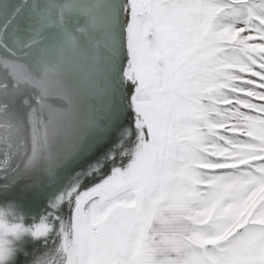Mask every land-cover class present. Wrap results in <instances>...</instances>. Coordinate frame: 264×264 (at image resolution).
I'll return each instance as SVG.
<instances>
[{
    "label": "snow or ice",
    "instance_id": "obj_1",
    "mask_svg": "<svg viewBox=\"0 0 264 264\" xmlns=\"http://www.w3.org/2000/svg\"><path fill=\"white\" fill-rule=\"evenodd\" d=\"M33 173L0 264H264V0H0V194Z\"/></svg>",
    "mask_w": 264,
    "mask_h": 264
},
{
    "label": "bare ground",
    "instance_id": "obj_2",
    "mask_svg": "<svg viewBox=\"0 0 264 264\" xmlns=\"http://www.w3.org/2000/svg\"><path fill=\"white\" fill-rule=\"evenodd\" d=\"M31 181L32 180L28 181L30 184L29 187H34V188L39 187L42 189L43 188L46 189L44 187L42 177H40V180L38 182L36 181V178L34 181L32 182ZM25 184H27V182ZM25 188L26 187L23 186L22 189H25ZM42 201L43 200L40 199L39 195L36 197L27 196V201L25 202V204H22L20 202H14V200H10L7 204L2 206L3 209H5L4 218L8 220L9 222H12L14 217L15 218L17 217L16 218L17 220L22 218V223L24 224V226L30 227L33 224H36V221H38V219H41L43 216L46 215L45 213L43 214V216L38 217V214H37L36 206L39 204V202H42ZM31 202L35 206L34 208ZM8 205H14V206L17 205V206L9 209ZM16 207H17V210L12 211L11 215H9L8 213H10V210ZM15 212L17 213V216H15L14 214ZM9 240L12 241L11 246L15 249V252H14V258L6 262V264H31L30 255L43 250V243L41 241L32 239L31 236H24L21 240H13L12 237H9Z\"/></svg>",
    "mask_w": 264,
    "mask_h": 264
},
{
    "label": "water",
    "instance_id": "obj_3",
    "mask_svg": "<svg viewBox=\"0 0 264 264\" xmlns=\"http://www.w3.org/2000/svg\"><path fill=\"white\" fill-rule=\"evenodd\" d=\"M40 177L41 176H39V174H37V173H33V174H30V175L22 176L19 179V181L17 182V191L20 192L21 194L25 193L26 190L29 188V185H30L28 181L29 180L34 181L35 178H36V181L38 182L40 180ZM26 182H27V184H25ZM23 186L26 187V188L22 189ZM35 189L40 193L39 194L40 199L43 200L42 202H39V204L36 206L38 217L39 216L41 217V216H43V214H45L47 212V206H48V193L47 192L49 190L48 189H44V188L42 189V188H39V187H37ZM10 200H14V202H20L22 204H25V202L27 201V195H22V196L7 195L6 196V195H3V194H0V210L4 211L5 209H3L2 206L7 204ZM31 204L33 205L32 202H31ZM15 206H17V205H15ZM34 207L35 206L33 205V208ZM15 210H17V207L12 209V210H10V213L12 211H15ZM14 214H15V216H17L16 212ZM40 220L41 219H38V221H36V224H38L40 222ZM28 255H29V253H28ZM32 256H33V254L30 255V262H31Z\"/></svg>",
    "mask_w": 264,
    "mask_h": 264
}]
</instances>
